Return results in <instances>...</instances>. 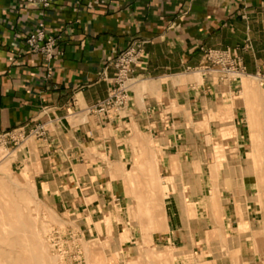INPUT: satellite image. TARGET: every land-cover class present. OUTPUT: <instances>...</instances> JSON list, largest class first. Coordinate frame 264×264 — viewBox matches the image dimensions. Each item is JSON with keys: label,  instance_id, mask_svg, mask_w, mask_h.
<instances>
[{"label": "crops", "instance_id": "obj_1", "mask_svg": "<svg viewBox=\"0 0 264 264\" xmlns=\"http://www.w3.org/2000/svg\"><path fill=\"white\" fill-rule=\"evenodd\" d=\"M40 29L59 37L61 54L50 62L25 44ZM133 42L142 43V52L129 101L117 111L96 112L113 86V58ZM208 50H226L245 76L227 85L205 76L198 69L207 65ZM259 74L264 0H54L49 8L0 0L3 157L83 236L98 235L104 214L124 199L128 171L151 161L173 179L163 186L164 222L153 241L188 251L184 178L193 163L209 174L211 131L233 129L226 159L237 164L242 158L248 124L238 94L248 89L243 79ZM39 125L44 135L34 137ZM249 181L242 176L245 191ZM249 215L240 223L247 226Z\"/></svg>", "mask_w": 264, "mask_h": 264}, {"label": "rangeland", "instance_id": "obj_2", "mask_svg": "<svg viewBox=\"0 0 264 264\" xmlns=\"http://www.w3.org/2000/svg\"><path fill=\"white\" fill-rule=\"evenodd\" d=\"M245 81L248 89L238 94L248 124L242 158L237 164L226 159L233 129L211 131L215 160L207 162L209 174L193 163L184 178L188 251L161 248L153 241L164 222L163 186L173 179L151 161L128 171L124 199L104 214L107 223L98 235L83 236L73 219L49 208L31 178L10 168L0 146V264H264V84L255 78ZM244 175L250 180L247 191ZM248 212L246 226L240 222Z\"/></svg>", "mask_w": 264, "mask_h": 264}, {"label": "built area", "instance_id": "obj_3", "mask_svg": "<svg viewBox=\"0 0 264 264\" xmlns=\"http://www.w3.org/2000/svg\"><path fill=\"white\" fill-rule=\"evenodd\" d=\"M54 0H27V4H35L42 8H49ZM59 37L48 34L44 29L35 30L28 34L25 44L31 53L40 54L45 61L50 62L61 54L58 46ZM142 52V43L133 42L123 48L112 60L114 68L113 86L110 88L106 99L100 101L93 110L107 114L123 108L130 99L129 82L133 67L139 62ZM206 64L198 69L205 76L215 74L219 81L230 83L237 82L245 76L244 67L237 64L226 50H208L205 54ZM264 84V74L256 76ZM42 125L31 131L34 137L44 135Z\"/></svg>", "mask_w": 264, "mask_h": 264}, {"label": "bare ground", "instance_id": "obj_4", "mask_svg": "<svg viewBox=\"0 0 264 264\" xmlns=\"http://www.w3.org/2000/svg\"><path fill=\"white\" fill-rule=\"evenodd\" d=\"M245 83H246V82H245ZM246 87H247V85H246ZM249 161H252V162H254V163H255V158H254V157H253V158H252V157H250V158H249ZM257 177L259 178V176H257Z\"/></svg>", "mask_w": 264, "mask_h": 264}]
</instances>
